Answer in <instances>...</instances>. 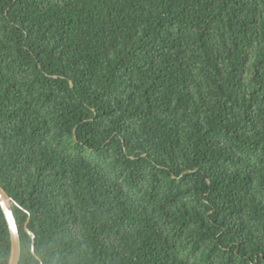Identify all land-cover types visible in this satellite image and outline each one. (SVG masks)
<instances>
[{
    "label": "trees",
    "instance_id": "trees-1",
    "mask_svg": "<svg viewBox=\"0 0 264 264\" xmlns=\"http://www.w3.org/2000/svg\"><path fill=\"white\" fill-rule=\"evenodd\" d=\"M0 186L18 264H264V0H0Z\"/></svg>",
    "mask_w": 264,
    "mask_h": 264
},
{
    "label": "water",
    "instance_id": "water-1",
    "mask_svg": "<svg viewBox=\"0 0 264 264\" xmlns=\"http://www.w3.org/2000/svg\"><path fill=\"white\" fill-rule=\"evenodd\" d=\"M3 198L10 201L7 194L3 190V188L0 186V206L4 213L9 233H10V240H11V254H10V260L9 264H18L19 257H20V239H19V232L17 229L16 221L13 216V213L11 211V208H7V206L4 203ZM25 229L27 230V225L25 224Z\"/></svg>",
    "mask_w": 264,
    "mask_h": 264
},
{
    "label": "bare ground",
    "instance_id": "bare-ground-1",
    "mask_svg": "<svg viewBox=\"0 0 264 264\" xmlns=\"http://www.w3.org/2000/svg\"><path fill=\"white\" fill-rule=\"evenodd\" d=\"M3 200H4V203H5V205L7 206V208H10L9 205H8V203H9L10 201H8V200L5 199V198H3Z\"/></svg>",
    "mask_w": 264,
    "mask_h": 264
},
{
    "label": "rangeland",
    "instance_id": "rangeland-1",
    "mask_svg": "<svg viewBox=\"0 0 264 264\" xmlns=\"http://www.w3.org/2000/svg\"><path fill=\"white\" fill-rule=\"evenodd\" d=\"M8 205H9V207H11V203L10 202L8 203Z\"/></svg>",
    "mask_w": 264,
    "mask_h": 264
}]
</instances>
